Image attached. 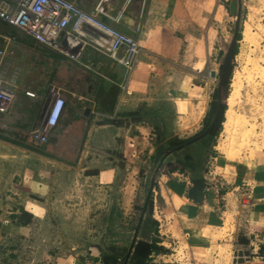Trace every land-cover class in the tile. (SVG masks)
<instances>
[{
  "label": "rangeland",
  "instance_id": "obj_1",
  "mask_svg": "<svg viewBox=\"0 0 264 264\" xmlns=\"http://www.w3.org/2000/svg\"><path fill=\"white\" fill-rule=\"evenodd\" d=\"M228 9L210 30V40L207 29L190 26L158 32L159 46L148 44L150 53L171 49L177 64L150 60L148 82L143 89L136 88L140 91L136 102L144 101L140 108L155 110L157 124L145 123L153 129L152 141L138 137L134 127L124 143L118 127L100 123L94 134L88 137L87 129L84 140L70 144L68 151L56 139L51 150L17 142V148L0 145V264H64L61 261L71 257L79 264L84 256L98 254L106 264H124L145 210L128 264H234L236 251L253 253L246 264H264L260 252L264 216L253 214L247 186L228 180L234 167L236 173L247 170L245 164L253 171L257 165L264 169V0H242L241 40L227 91L229 96L235 78L241 77L236 112L243 122L230 141L239 156L218 151L219 144H226L222 125L217 137L183 148L196 152L197 160L178 150L162 162L169 151L203 133L213 119L211 103L217 101L220 67L236 30L238 0H230ZM247 27L249 41L244 37ZM8 31L0 24V33L9 35ZM13 35L17 37L19 31L13 29ZM240 135H248V147H242ZM251 152L255 167L249 163ZM174 163L180 171L169 172L167 167ZM189 174L205 177L207 187L225 198L220 203L225 212L220 227L225 228L214 230L211 245L198 230L183 234L170 205V198L179 194L178 186L188 185ZM23 206L31 213L27 224ZM153 240L160 241L168 253L141 261L135 247ZM220 247L224 258L218 255Z\"/></svg>",
  "mask_w": 264,
  "mask_h": 264
},
{
  "label": "crops",
  "instance_id": "obj_2",
  "mask_svg": "<svg viewBox=\"0 0 264 264\" xmlns=\"http://www.w3.org/2000/svg\"><path fill=\"white\" fill-rule=\"evenodd\" d=\"M71 1L88 13H94L95 8L101 5L109 15H98L102 23L139 39L143 53L138 64L128 78L122 67L91 47H85L80 58L72 60L42 47L25 33L0 21V24L9 29V35L0 33V48L4 46L3 37L13 39V55L11 57L8 55L9 59L7 58L8 69L16 73L19 87L17 102L10 117L11 125L15 130L23 131L36 127L45 100L50 90L54 88L60 91L66 103L59 125L53 131L51 142L45 147L47 150L53 149L52 140L56 139L58 142H64L68 151L70 144L84 140L87 129L88 137L94 134L96 126L98 124L100 126V123H104L107 128L118 127L120 140L123 139L124 143L132 134L134 127L138 137L146 139L148 136L149 141H152L153 129L147 126L141 117L131 116V113L142 109L140 103L144 102L142 100L136 102L140 92L136 88L139 87L138 90H141L148 82L150 60L172 66L177 64L173 60L176 55L171 49L163 48L159 49V52L150 53L148 44L159 46L158 32L170 33L180 28L186 30V27L190 26L207 29L209 31L206 33L207 40H210V30L218 18L224 17L223 14L227 13L230 0ZM13 29L19 31L17 37L13 35ZM183 39H180L182 43ZM161 44H165V41ZM165 46L170 47L169 44ZM85 65L91 66V69H86ZM126 80L128 86L123 93L119 85ZM26 91L35 93L36 98L27 97ZM153 111L155 113V110ZM13 134L15 135V132ZM4 139L7 141L0 140V145L16 147V143L13 144L16 139L11 137ZM204 142L198 143L201 145ZM186 157L193 161L197 160L198 155L189 150ZM245 166L247 170L244 168L237 173L234 167V172H231L228 180L233 178L232 180L239 186H247L246 190L249 192L246 195L254 207L253 214L264 216V169L257 165L253 171L248 164ZM193 175L189 174L188 185H179V194H174L170 198L175 221L183 234L189 230H203L206 227L218 228L225 213L220 207L222 200H225L224 195L214 188H211L212 190L208 188L205 177L197 178V174ZM22 210L25 211L24 206ZM74 260L71 257L68 261L61 262L75 264Z\"/></svg>",
  "mask_w": 264,
  "mask_h": 264
},
{
  "label": "built area",
  "instance_id": "obj_3",
  "mask_svg": "<svg viewBox=\"0 0 264 264\" xmlns=\"http://www.w3.org/2000/svg\"><path fill=\"white\" fill-rule=\"evenodd\" d=\"M100 14L109 16L101 5L94 13H88L71 0H0V21L25 33L42 47L72 60L80 58L85 47H91L122 67L129 78L143 53L140 40L108 27L98 19ZM3 41L4 46L0 48V138L11 137L17 143L41 149L51 142L62 117L65 98L52 88L37 126L26 131L15 130L10 117L19 87L16 73L9 71L7 60L13 39L3 37ZM85 67L91 69L89 65ZM127 86L128 80L119 85L123 93ZM25 94L36 98L31 91ZM92 256H84L79 264H105L100 254Z\"/></svg>",
  "mask_w": 264,
  "mask_h": 264
},
{
  "label": "trees",
  "instance_id": "obj_4",
  "mask_svg": "<svg viewBox=\"0 0 264 264\" xmlns=\"http://www.w3.org/2000/svg\"><path fill=\"white\" fill-rule=\"evenodd\" d=\"M240 40H241V34L238 35V41L231 51L230 58L226 64V66L223 67V64H222L220 67L219 83H220L221 76H223V79H222V84L220 87V92L218 89L216 91L217 101L211 103V114L215 115V113H216V110L218 107V95L220 94V97L223 100L222 107H221V115L219 117V120H218L216 127L214 128V130L212 131V133L210 134V136L207 139L217 137L221 131L223 122L225 121L224 114H225V111L227 110V105H226L227 98H228L227 91H228V88L230 87V84H231L233 69H234L233 68V60L236 57V55H238V42ZM154 114H155L154 111L151 109H139L138 111L131 113V116L141 117L143 119V121H145L146 123H150V124L155 125V124H157V121L154 119V116H155ZM0 139L5 140L4 138H0ZM5 141H7V140H5ZM8 142L13 143L11 141H8ZM13 144H15V143H13ZM167 168H168L169 172H176L180 169L178 167L177 163L171 164ZM24 214L28 217L25 220V224H27L30 221L31 214H29L25 211H24ZM159 243H160V241H158V240H153L151 243L140 241L137 244V246L135 247V256L138 257L141 261H148L151 258V256H153V255L167 254L168 250L165 249L164 247L160 246ZM260 252H261V254H264V247H261ZM103 259H104L105 264H106L105 258H103Z\"/></svg>",
  "mask_w": 264,
  "mask_h": 264
},
{
  "label": "bare ground",
  "instance_id": "obj_5",
  "mask_svg": "<svg viewBox=\"0 0 264 264\" xmlns=\"http://www.w3.org/2000/svg\"><path fill=\"white\" fill-rule=\"evenodd\" d=\"M250 27V26H249ZM247 27L245 28V33H244V37H246V40L249 41V39H251V32H250V28ZM241 78V77H240ZM239 76L235 78L234 82L232 83V92L230 93V95L227 98V105H228V109L226 110V121L223 122V127H224V131H223V138L226 140V144L221 143L218 145L217 149L218 151L222 154V155H232V157L235 156H239V152L240 151H234L231 150L232 145L230 143V141L233 140V137L238 134V131L240 129L241 123L243 122V118L242 116H239L238 113L236 112L237 107L239 105L240 102V92H241V82ZM242 141V147L246 146L248 147L249 144V137L248 135H240ZM250 145V144H249ZM264 145V144H263ZM258 148V147H257ZM256 148V149H257ZM261 146L259 147L258 150H260ZM254 152H251V156H250V160L249 163H251L252 166L255 167V160H254ZM217 161H219V166H221L222 161H220L219 159H217ZM175 200V199H174ZM225 228V226L223 225L222 227L219 228H211V227H206L203 230H198V234L203 236L204 240L208 243L212 242L215 238V233L211 232L213 231V229L215 230H219V229H223ZM196 231V230H194ZM178 240H180V243H183V245L186 246V244H188V242L183 239V237L179 236V235H174ZM198 239L195 238L193 239V241H196ZM192 241V240H191ZM219 257L224 258L225 256V252L224 249H222L221 247L219 248V253H218Z\"/></svg>",
  "mask_w": 264,
  "mask_h": 264
},
{
  "label": "water",
  "instance_id": "obj_6",
  "mask_svg": "<svg viewBox=\"0 0 264 264\" xmlns=\"http://www.w3.org/2000/svg\"><path fill=\"white\" fill-rule=\"evenodd\" d=\"M238 4H239V10H238V15H237V23H236V30H235V33H234V36H233V39L230 43V46H229V49L227 51V54L225 56V59L223 61V67L226 66L229 58H230V54H231V51L233 49V47L235 46V44L237 43L238 41V35L240 34L239 33V28H240V18H241V12H242V0H238ZM213 76V74H212ZM222 79H223V76H221L220 78V83H219V92H220V87H221V84H222ZM222 98L220 97V94L218 95V107H217V112L215 114V117L212 121V123L210 124V126L208 127V129L203 132L202 134L198 135L197 137H195L194 139L186 142L184 145L178 147L177 149H174L172 151H169L168 154H166V156L163 158L162 162H164L165 158L167 156H169L172 152L174 151H178V150H182V153L183 154H187V151H185L183 148L184 147H187V146H191V145H194L198 142H201L203 141L210 133L211 131L215 128V126L217 125L218 123V120H219V117L221 115V107H222ZM145 214H146V210L143 212V215L141 217V220L139 222V225L136 229V233L134 235V240H133V243H132V246H131V249L127 255V258H126V261L124 264H128V261L131 257V254H132V251L134 249V245L136 244V239L138 237V233L140 231V227L142 225V222H143V219L145 217ZM252 252L251 251H236L235 254H234V264H246L247 262H250L251 259H252Z\"/></svg>",
  "mask_w": 264,
  "mask_h": 264
},
{
  "label": "flooded vegetation",
  "instance_id": "obj_7",
  "mask_svg": "<svg viewBox=\"0 0 264 264\" xmlns=\"http://www.w3.org/2000/svg\"><path fill=\"white\" fill-rule=\"evenodd\" d=\"M216 112H217V110H216ZM215 114H216V113H215ZM214 117H215V115H213V119H214ZM213 119H212V121H213ZM212 121H211V123H212ZM211 123H210V124H211ZM209 126H210V125H209ZM209 126H208V127H209ZM208 127L205 128V130H204L203 132H205V131L208 129ZM215 127H216V126H215ZM213 130H214V129H213ZM213 130H212V131H213ZM212 131H211V133H212ZM211 133H210V134H211ZM201 134H202V133H201ZM210 134H209V135H208L203 141L207 140V138L210 136ZM176 149H177V148H176ZM173 150H174V149H173ZM174 152H175V151H174ZM172 153H173V152H172Z\"/></svg>",
  "mask_w": 264,
  "mask_h": 264
}]
</instances>
